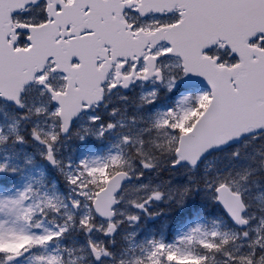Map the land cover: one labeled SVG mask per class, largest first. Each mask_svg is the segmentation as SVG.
<instances>
[{
    "label": "snow or ice",
    "instance_id": "1",
    "mask_svg": "<svg viewBox=\"0 0 264 264\" xmlns=\"http://www.w3.org/2000/svg\"><path fill=\"white\" fill-rule=\"evenodd\" d=\"M0 264H264V0H0Z\"/></svg>",
    "mask_w": 264,
    "mask_h": 264
}]
</instances>
